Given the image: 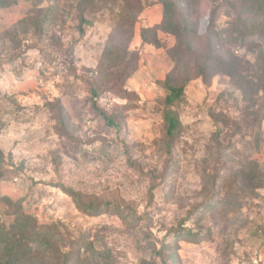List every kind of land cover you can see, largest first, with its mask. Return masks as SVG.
<instances>
[{"label":"rangeland","instance_id":"374dc122","mask_svg":"<svg viewBox=\"0 0 264 264\" xmlns=\"http://www.w3.org/2000/svg\"><path fill=\"white\" fill-rule=\"evenodd\" d=\"M242 1L173 0L177 34L158 0L0 1V264H264V14Z\"/></svg>","mask_w":264,"mask_h":264},{"label":"trees","instance_id":"16d2710c","mask_svg":"<svg viewBox=\"0 0 264 264\" xmlns=\"http://www.w3.org/2000/svg\"><path fill=\"white\" fill-rule=\"evenodd\" d=\"M158 2L160 4H162V6L164 8V18L161 20V22H160V24L158 26L160 27V29H162V31H164L166 33L177 34L176 33L177 27L172 21V16L174 14L175 3L173 2V0H158ZM242 2H243L244 7H245L244 10H249L250 9V5L252 4V5H254L251 8L253 11H255V9L253 7L256 6V10L260 11L262 14H264V0H243ZM242 12H244V11H242ZM80 14H81L80 15V22L82 24H86L87 20H85L82 17V12H80ZM237 21H238V23H240V15L237 16ZM151 29H153V28H151ZM184 30H185V33H186V34H184V36L187 39L188 28L185 26ZM146 33H142V35H141L142 36V40L144 42L147 41V34ZM186 47H187V49H189L188 42H186ZM182 94H183V88L182 87H168V93L165 96L164 104L166 106H171L175 101H177L181 97ZM94 96H95V94H94ZM95 99L96 98H94L93 101H95ZM95 110L98 111L99 108L96 107ZM99 113H100L102 119L106 122L107 126H109V127L116 126V121H113V119L111 117H109V115H107L106 113L100 112V111H99ZM164 120H165V123L167 124V130H166L167 142L171 143L174 140L175 130L179 126V122H178V119L174 116V114H172V112L170 110H168L165 113ZM83 240H85L86 244H84ZM49 241L50 240L45 242L46 248L51 246ZM82 246H85V247L87 246L88 248H91L92 244L90 242L86 241V237H83L82 238V242L73 243V245L71 247V250H70V255L69 256L78 258L80 256V253H81V250H82V248H81Z\"/></svg>","mask_w":264,"mask_h":264}]
</instances>
